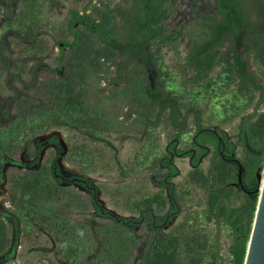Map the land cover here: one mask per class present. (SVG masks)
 Returning <instances> with one entry per match:
<instances>
[{"label": "rangeland", "instance_id": "obj_1", "mask_svg": "<svg viewBox=\"0 0 264 264\" xmlns=\"http://www.w3.org/2000/svg\"><path fill=\"white\" fill-rule=\"evenodd\" d=\"M130 1L0 0V31L6 36L7 55L16 58L13 72L22 81L18 84L12 74L1 69L0 93L5 99L19 94L22 103L18 108L14 101L9 103L12 109L0 126L1 231L9 238L8 251L0 255V264H97L101 242L96 229L110 222L93 212L90 193L77 183L78 175L96 186V199L117 215L135 216L136 207L142 205L144 198H149L157 213L168 205L166 187L157 184L158 157L173 129L162 120L152 127L153 112L143 115L145 122L137 120L139 109L132 97L140 93L138 78L112 79L111 60L97 57L100 44L90 33L78 30L79 51L91 50V56L82 67L71 66L67 89L59 98L58 90L46 85L51 79L65 83L64 60L69 64V54L76 49L68 45L59 52L61 38L71 41L63 30L68 10L95 13L113 5H128ZM162 5L166 38L154 40L152 46L160 43L156 60L164 85L179 96L193 73L183 61L188 44L198 34L194 19L200 13H213L215 0H168ZM23 32L33 35L34 40L23 41ZM216 68L213 65L209 76ZM258 79L263 81L260 76ZM69 88L72 92L68 97ZM223 91L224 99L232 94V86L228 84ZM72 95H77V99H72ZM228 103L225 99L223 111L213 104L204 111L202 119L235 141L238 117L231 116ZM252 106L253 103L247 111ZM211 109L216 116L209 120ZM27 110L32 112L22 118L20 112ZM192 128L193 115L189 112L178 139L179 147L189 145ZM51 135L57 140L49 139ZM234 150L238 157L245 158L242 147L235 145ZM173 159L178 168L174 182L181 209L175 220L191 222L194 213L205 205L204 190L191 181L186 157L178 155ZM219 166L210 148L200 162L209 182L219 177ZM33 169L37 186L43 190H38L39 197L32 198L29 205L30 197L23 184L32 178ZM256 171L262 186L264 164ZM242 199L241 191H236L229 203L236 206ZM72 223H77V227ZM205 225L215 231L218 264H231L230 228L214 218L205 221ZM134 230L140 243L144 227L137 225ZM73 232L81 234L76 237V244L68 241ZM137 252L138 246L133 247L126 264H136Z\"/></svg>", "mask_w": 264, "mask_h": 264}, {"label": "trees", "instance_id": "obj_2", "mask_svg": "<svg viewBox=\"0 0 264 264\" xmlns=\"http://www.w3.org/2000/svg\"><path fill=\"white\" fill-rule=\"evenodd\" d=\"M94 12L68 10L63 30L70 35L71 41L61 38L59 52L68 45L76 49L69 52L70 65L64 60L62 78L65 83L51 79L46 85L58 90L56 98L66 91L71 66L82 67L92 54L91 50L79 51L78 30L86 31L100 44L97 57L111 60L112 79H139L140 93L132 97L139 109L137 120L145 122L143 115L153 112L152 127L162 120L173 129L158 157L157 184L166 187L168 198V205L162 212L157 213L148 202L149 198H144L142 205L136 207L135 216L117 215L96 199L95 185L83 175L76 177L77 183L90 193L93 212L110 222L96 229L101 242L97 264H126L135 246H138L136 264H218L215 231L205 225V221L212 218L230 228V263L242 264L258 195L256 170L264 164V0H215L213 13L198 14L194 19L198 34L188 44L183 61L193 73L187 78V84H183L184 92L179 96L164 85L156 60L160 43L152 46L154 40L166 38L162 25L165 9L160 1L135 0L131 5H113L109 10ZM20 37L27 43L34 40L27 32ZM5 40L4 32L0 31V71L5 69L21 85V76L13 72L16 58L7 55ZM213 65L217 68L209 76ZM228 84L232 86V94L230 92L223 99V90ZM71 92L69 88L68 97ZM77 97L72 95L71 98ZM19 98L18 94L5 99L0 93V126L7 121L12 109L9 103L14 101L15 106L20 107ZM225 99L229 101L231 116L238 117L235 141L230 140L225 131L211 128V123L202 119L204 111L213 104L223 111ZM251 103L252 109L247 111ZM209 111L213 112L208 115L212 120L216 115L213 109ZM30 112L32 110L19 115L23 118ZM189 112L193 115L189 145L179 147L178 139ZM48 138L57 140L55 135ZM235 145L245 151L244 159L235 154ZM210 148L221 164L216 168L219 177L213 182L208 181L200 167ZM178 155L186 157L191 167V181L204 190L205 205L200 212L194 213L191 222L175 220L181 213L174 182L178 168L173 158ZM238 169L244 189L237 181ZM30 174L32 178L23 184L30 197L29 205L32 198L39 197L38 190H43L37 186L36 171L30 170ZM236 191H241L243 199L232 206L229 202ZM2 223L0 218V255L9 248V238L1 231ZM72 224L77 227V223ZM137 225L145 230L140 243L135 238ZM77 236L81 234L73 232L68 241L76 244Z\"/></svg>", "mask_w": 264, "mask_h": 264}, {"label": "water", "instance_id": "obj_3", "mask_svg": "<svg viewBox=\"0 0 264 264\" xmlns=\"http://www.w3.org/2000/svg\"><path fill=\"white\" fill-rule=\"evenodd\" d=\"M257 178L258 195L242 264H264V179L259 192V175ZM237 181L239 186L243 188L240 183L239 169Z\"/></svg>", "mask_w": 264, "mask_h": 264}, {"label": "flooded vegetation", "instance_id": "obj_4", "mask_svg": "<svg viewBox=\"0 0 264 264\" xmlns=\"http://www.w3.org/2000/svg\"><path fill=\"white\" fill-rule=\"evenodd\" d=\"M132 1L134 2L135 0H131L128 5H131ZM159 1L163 4V3L167 2L168 0H145V2H152V3H154V2L156 3V2H159ZM143 5H145V3ZM79 11H81V10H79Z\"/></svg>", "mask_w": 264, "mask_h": 264}, {"label": "bare ground", "instance_id": "obj_5", "mask_svg": "<svg viewBox=\"0 0 264 264\" xmlns=\"http://www.w3.org/2000/svg\"><path fill=\"white\" fill-rule=\"evenodd\" d=\"M261 181H262V179L260 178V183H259V192H260V190H261V188H262V186H261ZM263 183V182H262Z\"/></svg>", "mask_w": 264, "mask_h": 264}]
</instances>
